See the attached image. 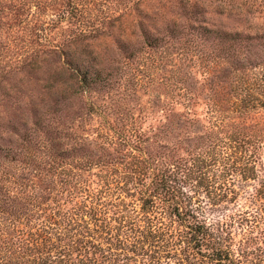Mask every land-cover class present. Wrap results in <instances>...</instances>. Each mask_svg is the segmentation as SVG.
Returning <instances> with one entry per match:
<instances>
[{
    "label": "trees",
    "instance_id": "obj_1",
    "mask_svg": "<svg viewBox=\"0 0 264 264\" xmlns=\"http://www.w3.org/2000/svg\"><path fill=\"white\" fill-rule=\"evenodd\" d=\"M0 264H264V0H0Z\"/></svg>",
    "mask_w": 264,
    "mask_h": 264
},
{
    "label": "rangeland",
    "instance_id": "obj_2",
    "mask_svg": "<svg viewBox=\"0 0 264 264\" xmlns=\"http://www.w3.org/2000/svg\"><path fill=\"white\" fill-rule=\"evenodd\" d=\"M163 95V88L154 86L146 94L143 91L139 92L137 96V102H129V106L134 110V112L138 113V103L143 104L144 102L154 101L158 98H163ZM198 109L201 110L202 108L199 107ZM144 117L147 121L145 126L150 125L151 123L153 125H158L159 122L157 121L162 117V112L159 108L153 107L151 109H147V113Z\"/></svg>",
    "mask_w": 264,
    "mask_h": 264
}]
</instances>
